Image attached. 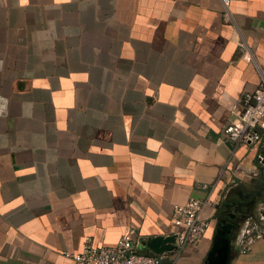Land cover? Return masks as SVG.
Wrapping results in <instances>:
<instances>
[{"label": "crops", "instance_id": "1", "mask_svg": "<svg viewBox=\"0 0 264 264\" xmlns=\"http://www.w3.org/2000/svg\"><path fill=\"white\" fill-rule=\"evenodd\" d=\"M227 11L0 0V264H76L85 238L155 255L190 198L209 230L164 262L206 264L219 236L223 264H264V132L223 137L264 74V0Z\"/></svg>", "mask_w": 264, "mask_h": 264}, {"label": "built area", "instance_id": "2", "mask_svg": "<svg viewBox=\"0 0 264 264\" xmlns=\"http://www.w3.org/2000/svg\"><path fill=\"white\" fill-rule=\"evenodd\" d=\"M225 9V18L229 13V0H221ZM264 132V74L257 87L245 92L238 105L237 119L223 128L224 140L232 146L251 145L261 140ZM209 190V185H202ZM206 200L190 198L182 205L173 208V220L180 224L181 231L175 236L176 251L185 245L196 244L209 230V221L202 216ZM248 251V246L244 247ZM76 264H174L164 262L158 255H144L137 252L135 245L127 238H122L113 246H95L90 238H85L80 252L74 255Z\"/></svg>", "mask_w": 264, "mask_h": 264}, {"label": "water", "instance_id": "3", "mask_svg": "<svg viewBox=\"0 0 264 264\" xmlns=\"http://www.w3.org/2000/svg\"><path fill=\"white\" fill-rule=\"evenodd\" d=\"M175 236L155 237L146 243V247L155 255H162L174 249ZM223 244H221V237H217L213 248L210 250L206 264H223L224 257L222 255ZM221 249V250H220Z\"/></svg>", "mask_w": 264, "mask_h": 264}, {"label": "flooded vegetation", "instance_id": "4", "mask_svg": "<svg viewBox=\"0 0 264 264\" xmlns=\"http://www.w3.org/2000/svg\"><path fill=\"white\" fill-rule=\"evenodd\" d=\"M229 222V224H225L223 227H225V231L227 232V233H229L232 229H231V226L233 227V223H232V221H228ZM230 225V226H229Z\"/></svg>", "mask_w": 264, "mask_h": 264}]
</instances>
